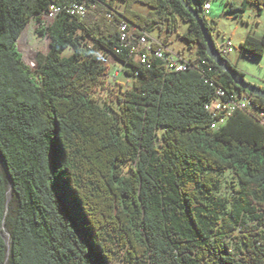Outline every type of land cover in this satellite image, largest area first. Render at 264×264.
Wrapping results in <instances>:
<instances>
[{
  "label": "trees",
  "instance_id": "16d2710c",
  "mask_svg": "<svg viewBox=\"0 0 264 264\" xmlns=\"http://www.w3.org/2000/svg\"><path fill=\"white\" fill-rule=\"evenodd\" d=\"M99 1L83 16L62 10L48 19L50 5L67 0H0V264H264V99L209 59L181 0ZM206 1L184 0L213 39ZM247 3L260 11L264 0L240 9ZM120 17L167 32L165 43L177 32L196 44L191 60L204 72L117 54ZM30 22L49 39L34 68L17 46ZM95 49L127 67L131 83L115 95L117 108L96 95L107 65ZM240 52L261 56L264 35L248 32ZM215 87L251 97L253 109L213 129L204 105ZM227 171L229 197L219 194Z\"/></svg>",
  "mask_w": 264,
  "mask_h": 264
},
{
  "label": "rangeland",
  "instance_id": "374dc122",
  "mask_svg": "<svg viewBox=\"0 0 264 264\" xmlns=\"http://www.w3.org/2000/svg\"><path fill=\"white\" fill-rule=\"evenodd\" d=\"M211 9L206 13L208 22L216 21L213 30V40L217 46L224 44L228 39L231 41V50L225 55V59L235 66L239 72H242L245 81L257 85L264 89V53L261 56H247L240 52V42L244 37L251 33L256 38H262L264 35V4L259 11L257 6L247 3L243 9H240L243 0H207ZM233 6L232 10L231 7ZM116 8L121 10L122 3L116 2ZM133 8L141 13L150 10L147 5L135 3ZM188 27L186 22L181 21L179 32H184ZM153 36L162 40L167 32L161 34L157 30L150 32ZM166 44L170 49L180 52L186 58L196 56V44H189L177 32L168 35ZM17 46L22 54V60L27 66L34 68L38 59L47 54L49 50V39L46 35H40L36 32V26L33 23L27 26L21 32ZM96 54L107 65L106 71L101 75L103 83L98 89L97 94L102 104L112 105L117 108L115 95L120 88L131 83V78L125 73L126 65H123L116 57L107 55L102 49H95ZM221 184L219 194L229 197L232 193V175L225 172L220 175ZM5 239L9 238L8 229H4Z\"/></svg>",
  "mask_w": 264,
  "mask_h": 264
},
{
  "label": "built area",
  "instance_id": "2783aa9c",
  "mask_svg": "<svg viewBox=\"0 0 264 264\" xmlns=\"http://www.w3.org/2000/svg\"><path fill=\"white\" fill-rule=\"evenodd\" d=\"M100 4L99 0H67L66 4L60 5L52 3L47 13V18L52 19L62 10H65L71 15L83 16L88 11L89 5L94 6ZM211 8L207 1L202 6V13L206 15ZM108 19H114L117 16L116 11L109 9L105 12ZM117 31L119 44L114 48L117 54L124 50L128 51V56L132 57L138 64H147L150 59H159L168 71H186L198 70L204 72L203 66L191 58H186L180 52L174 51L158 37L153 36L150 32L138 29L131 25L127 20L120 17L117 21ZM231 41L228 39L224 44L215 48L221 57H225L228 51L231 50ZM114 56V55H112ZM115 57V56H114ZM123 65H125L122 62ZM207 71L213 72L214 69L208 66ZM135 75L138 72L133 71ZM253 101L249 96H240L236 93L227 95L221 87H215L212 98L204 105L212 118L211 127L217 128L224 123L227 117L237 110H252Z\"/></svg>",
  "mask_w": 264,
  "mask_h": 264
},
{
  "label": "water",
  "instance_id": "95a60500",
  "mask_svg": "<svg viewBox=\"0 0 264 264\" xmlns=\"http://www.w3.org/2000/svg\"><path fill=\"white\" fill-rule=\"evenodd\" d=\"M181 2L183 3L185 8L192 14V16L196 19V21L200 25V29H201V32H202V35H203V38L205 41V45H206L205 46V52H206L207 56L209 57V59H211L222 71L228 73L231 76V78L233 79V81L239 87L244 88L246 91L264 99V89H262L261 87H259L257 85H254V84H251V83H248L247 81H245L243 75L240 74L235 69H233L232 67H230L227 63V60L219 55L218 51L216 50V48L213 44L212 36L206 30L204 22L199 17V14L196 11L195 7L187 5L184 2V0H181ZM1 159H2V163H3L2 165H3V168H4L5 173L7 175V178L9 179V187L7 190V200H9L11 197V193H10V188H11L10 180H11V178H10V174L8 172V169L3 162L2 156H1ZM6 244L9 247L8 239H6Z\"/></svg>",
  "mask_w": 264,
  "mask_h": 264
},
{
  "label": "crops",
  "instance_id": "0c3cea01",
  "mask_svg": "<svg viewBox=\"0 0 264 264\" xmlns=\"http://www.w3.org/2000/svg\"><path fill=\"white\" fill-rule=\"evenodd\" d=\"M207 2V1H206ZM211 9V8H210Z\"/></svg>",
  "mask_w": 264,
  "mask_h": 264
}]
</instances>
